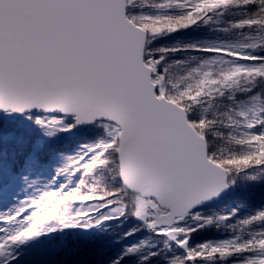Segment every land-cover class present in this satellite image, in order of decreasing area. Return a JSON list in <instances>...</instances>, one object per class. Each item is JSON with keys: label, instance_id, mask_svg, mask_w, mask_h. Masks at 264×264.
Returning a JSON list of instances; mask_svg holds the SVG:
<instances>
[{"label": "snow or ice", "instance_id": "1", "mask_svg": "<svg viewBox=\"0 0 264 264\" xmlns=\"http://www.w3.org/2000/svg\"><path fill=\"white\" fill-rule=\"evenodd\" d=\"M0 264H264V0H0Z\"/></svg>", "mask_w": 264, "mask_h": 264}]
</instances>
